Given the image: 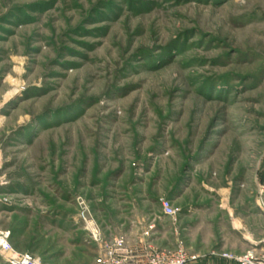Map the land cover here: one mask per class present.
I'll use <instances>...</instances> for the list:
<instances>
[{
    "label": "rangeland",
    "instance_id": "1",
    "mask_svg": "<svg viewBox=\"0 0 264 264\" xmlns=\"http://www.w3.org/2000/svg\"><path fill=\"white\" fill-rule=\"evenodd\" d=\"M0 183L43 264L264 252V0H0Z\"/></svg>",
    "mask_w": 264,
    "mask_h": 264
},
{
    "label": "built area",
    "instance_id": "2",
    "mask_svg": "<svg viewBox=\"0 0 264 264\" xmlns=\"http://www.w3.org/2000/svg\"><path fill=\"white\" fill-rule=\"evenodd\" d=\"M162 207L167 216L176 215V209L170 201L164 200ZM81 214L87 220L85 213ZM148 235L149 232H146L145 236ZM10 239V231L0 230V255L8 264H43L36 255L17 250ZM90 239L99 250L93 264H193L200 258L181 247L176 250L155 248L147 240L134 244L127 243L121 236L104 240L96 228L90 230ZM221 256L235 264H264V252L259 254L255 250L242 254L224 253Z\"/></svg>",
    "mask_w": 264,
    "mask_h": 264
},
{
    "label": "crops",
    "instance_id": "3",
    "mask_svg": "<svg viewBox=\"0 0 264 264\" xmlns=\"http://www.w3.org/2000/svg\"><path fill=\"white\" fill-rule=\"evenodd\" d=\"M223 199L224 200H226L227 199V193L225 192V193H223ZM258 203V201L257 200H255L254 199V201L252 202V203H250V204H252V205H255L256 206V204ZM244 235V238H247L248 239V237L245 235V234H243ZM261 240H259V241H255V244H257L256 242H260ZM225 246H226V244H224ZM227 247V246H226ZM231 249H233V248H235L234 250H238V247L236 246V247H230ZM234 252H238V251H234ZM241 252V251H240ZM193 264H235V263H232V262H230V261H228V260H214V259H205V258H199L198 259V261L197 262H195V263H193Z\"/></svg>",
    "mask_w": 264,
    "mask_h": 264
},
{
    "label": "bare ground",
    "instance_id": "4",
    "mask_svg": "<svg viewBox=\"0 0 264 264\" xmlns=\"http://www.w3.org/2000/svg\"><path fill=\"white\" fill-rule=\"evenodd\" d=\"M12 82H14V84L17 86L18 85V83H16V81L15 80H12Z\"/></svg>",
    "mask_w": 264,
    "mask_h": 264
}]
</instances>
